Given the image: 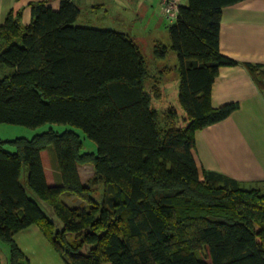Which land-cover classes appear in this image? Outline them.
Returning <instances> with one entry per match:
<instances>
[{"label": "trees", "instance_id": "obj_1", "mask_svg": "<svg viewBox=\"0 0 264 264\" xmlns=\"http://www.w3.org/2000/svg\"><path fill=\"white\" fill-rule=\"evenodd\" d=\"M241 1L181 3L168 24L179 63L159 74L129 34L82 23L73 0L58 8L31 2L28 24L22 12L9 11L0 23V124H71L97 145L84 150L73 129L0 139V239L10 264H33L15 238L33 224L66 264H264V183L245 187L200 168L194 153L197 131L239 108L212 103L221 67L242 64L264 95V64L220 50L223 8ZM154 48L158 56L169 49L160 42ZM175 70L183 116L172 104L154 105ZM87 164L93 174L83 182L79 166ZM24 173L61 227L29 194ZM63 193L82 202L71 205Z\"/></svg>", "mask_w": 264, "mask_h": 264}, {"label": "crops", "instance_id": "obj_2", "mask_svg": "<svg viewBox=\"0 0 264 264\" xmlns=\"http://www.w3.org/2000/svg\"><path fill=\"white\" fill-rule=\"evenodd\" d=\"M33 1L43 0H0V23L11 10L22 12L23 24L30 23L29 4ZM60 1L48 0L54 8L59 7ZM73 1L81 9L82 22H97L100 27L110 23L106 27L132 36L142 53L148 37H151L153 46L157 42L163 44V41L153 37L155 29L170 38L162 0ZM186 1L183 0V3ZM84 14L87 16L83 20ZM220 50L241 63L264 64V0H243L223 8ZM167 67L170 66L164 68ZM227 102H238L239 108L225 120L196 133L194 153L197 163L200 168L223 172L242 183L260 185L264 183V95L242 64L221 67L213 83V105L218 107ZM167 105L170 104L165 103L163 107ZM44 166L46 170L45 162ZM86 168L93 174L92 165L79 166L81 179V170ZM46 175L50 183H55L48 177L47 170ZM69 200H73V204L82 202L76 196H71ZM15 238L33 264H44L39 258L44 260L50 256L48 247L59 260V257L64 259L36 224L20 231ZM62 263L66 264L63 260Z\"/></svg>", "mask_w": 264, "mask_h": 264}, {"label": "rangeland", "instance_id": "obj_3", "mask_svg": "<svg viewBox=\"0 0 264 264\" xmlns=\"http://www.w3.org/2000/svg\"><path fill=\"white\" fill-rule=\"evenodd\" d=\"M86 16H87V14H84L83 20L86 19ZM165 19L167 20L168 24L175 22V20L173 21V20H169L167 18H165ZM82 23H85V24L88 23V24L93 25V26L99 25V24H97V22L93 23V22H87V21L84 22L83 21ZM109 25H110V23H107L101 27H106V26L109 27ZM98 27H100V26H98ZM152 34H153V37L159 39L160 41H163V44L169 48L166 56H158L155 53V48L151 42V37H148L147 39H145L146 43L144 42V45H143V54L145 56V59L147 60V65H148L149 69L151 70L152 74H159V72H160L159 70H162L166 66H170V67L177 66L179 63V58H178L177 53L171 48V39L168 36L165 37V34L163 32H156V29L152 32ZM146 85L149 86L150 81H147ZM162 87L164 90V96L161 100H155L154 105L158 109H161L165 103L172 104V105L176 106L177 110L179 111V114H181V116H183L184 110L182 109L180 102H179V98H178V96H179V94H178L179 74L176 70L165 75V77L162 80ZM160 105L162 107H160ZM50 128H53L59 132L66 131L67 129L76 130L81 134V136L84 139V150L97 151L96 143L94 141H92L91 139H89L88 137H86L85 133L80 128H77L71 124L45 123V124H42L38 127L31 128V127L24 126V125L3 123V124H0V139L7 140V139H14L16 137L32 138L35 134L41 133L43 131H47ZM5 148L10 149V150L13 149V147L9 143H5ZM43 160H44L45 165H46L48 177L51 180L52 179L55 180L54 169L51 165L50 156H49V153L47 151H43ZM81 172H82V177H83L82 181L84 182L85 179L87 178V176H90L91 173L89 172L88 168L82 169ZM23 182L25 183V187L27 188L29 194L38 201V203L42 207L43 211L45 212L46 216L49 219L55 221L57 226L61 227L62 221L58 218V216L54 212L53 208L48 203L41 200L34 192H32V190L29 189L28 184L26 182V173H24V175H23ZM255 185H256V183H248V184L244 183L245 187H252ZM62 198L67 203H69V204L72 203L69 201L68 198H70V197L67 193H63ZM48 250L50 252V256L49 255L46 256L44 260L42 257L39 258V260H41L42 262L44 261L43 262L44 264H60V263L63 264L62 260H63V262H65L64 259L61 260V257H59L60 260L58 259V257L55 255V253L53 252L51 247H48ZM0 253H1L0 264H10V261H9V254H10L9 245H8V243H6L5 241H3L1 239H0ZM28 256H29V254H27V257ZM28 259L30 260V257H28ZM30 262H32V261L30 260Z\"/></svg>", "mask_w": 264, "mask_h": 264}, {"label": "built area", "instance_id": "obj_4", "mask_svg": "<svg viewBox=\"0 0 264 264\" xmlns=\"http://www.w3.org/2000/svg\"><path fill=\"white\" fill-rule=\"evenodd\" d=\"M164 5V15L169 20H176L179 15V8L182 0H162Z\"/></svg>", "mask_w": 264, "mask_h": 264}, {"label": "clouds", "instance_id": "obj_5", "mask_svg": "<svg viewBox=\"0 0 264 264\" xmlns=\"http://www.w3.org/2000/svg\"><path fill=\"white\" fill-rule=\"evenodd\" d=\"M182 3H183V0H182Z\"/></svg>", "mask_w": 264, "mask_h": 264}]
</instances>
